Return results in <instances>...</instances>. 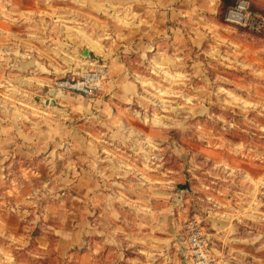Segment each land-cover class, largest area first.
<instances>
[{
  "label": "rangeland",
  "instance_id": "374dc122",
  "mask_svg": "<svg viewBox=\"0 0 264 264\" xmlns=\"http://www.w3.org/2000/svg\"><path fill=\"white\" fill-rule=\"evenodd\" d=\"M239 1L222 17L213 0H142L125 25L108 14L125 1L0 0V264L74 261L59 236L74 218L75 247L86 249L88 185L117 163L145 199L146 185L159 189L177 237L189 219L202 222L216 264H264V0ZM150 9L153 46H130L147 39ZM112 57L132 97L108 94ZM102 65V89L81 94L114 102L116 114L56 97L80 93L58 80ZM94 142L104 154L95 162Z\"/></svg>",
  "mask_w": 264,
  "mask_h": 264
},
{
  "label": "crops",
  "instance_id": "0c3cea01",
  "mask_svg": "<svg viewBox=\"0 0 264 264\" xmlns=\"http://www.w3.org/2000/svg\"><path fill=\"white\" fill-rule=\"evenodd\" d=\"M120 1L121 3L125 1V4H121V7L117 10L110 8L108 14L109 16H119L120 22L126 25L128 24V21H126L127 15H132V12L128 14L126 12L132 8V5H137L142 0ZM213 1H215L216 7L213 8L212 12H216L219 9L221 0ZM151 5H154L153 2H151ZM150 10L151 27L145 30L147 39H142V37L133 39L129 42L130 46L133 43L136 47L143 46V43L146 46H153L154 34H159V10ZM132 11L134 14L137 13L135 9ZM154 12L155 19L152 15ZM136 25L135 22L133 26ZM130 30L136 33L138 28L131 27ZM117 63H119L118 59L112 57L110 60L111 80L106 89L112 100L114 97L126 96L129 98L134 95L130 90H123L125 88H121L120 82L116 83L119 76H122V72L125 71V67L123 65L119 67ZM117 67L119 68L114 70ZM112 84L120 87L114 88L111 86ZM56 97L67 99L68 102L73 104L72 109L76 112L80 111V102L86 101L89 109L88 114H93V116L97 115V111L110 109L111 115L116 114L118 111L114 102H112V105L109 103L110 101L104 103L90 102L89 98L87 99L81 93L74 95L56 94ZM96 144V142L93 143V151L90 155L93 162L104 156L101 151L97 150ZM111 155L117 156L118 154L111 153ZM119 168V163L111 164L109 171L107 166H104L102 185L97 178H93V182L91 180L88 185L86 249L83 247L82 250H79L81 245H78V248L75 247L79 241L77 236L80 231L73 230L74 225L79 224L73 218L72 231L64 232L63 230L59 236V245L63 246L62 250L59 249V251L61 250L60 255L65 258L70 257L69 260L75 261H69V264H78L77 261L82 264L85 256L87 264H191L183 235L177 237V226L174 225L168 215L166 202L159 199V189L153 185H146L151 194L145 199L143 195L144 184L126 183L124 181L125 177L119 174ZM89 174L92 175L90 170ZM94 175H97L96 171ZM11 208L15 211L14 206H11ZM79 217L78 215L77 220ZM2 236L9 240H20L18 239L20 235L15 232L9 231V234ZM72 253L74 255H70ZM76 253L77 256H75Z\"/></svg>",
  "mask_w": 264,
  "mask_h": 264
},
{
  "label": "built area",
  "instance_id": "2783aa9c",
  "mask_svg": "<svg viewBox=\"0 0 264 264\" xmlns=\"http://www.w3.org/2000/svg\"><path fill=\"white\" fill-rule=\"evenodd\" d=\"M245 8L242 1H239L237 8ZM234 17L238 14L237 11H230ZM107 65H102L93 74H86L83 81L58 80L56 85L60 91H78L86 95H94L99 92L106 79ZM63 92V91H62ZM183 239L186 243L189 261L191 264H216L215 255L212 247V236L206 231L202 222L197 218L189 219L183 226Z\"/></svg>",
  "mask_w": 264,
  "mask_h": 264
},
{
  "label": "trees",
  "instance_id": "16d2710c",
  "mask_svg": "<svg viewBox=\"0 0 264 264\" xmlns=\"http://www.w3.org/2000/svg\"><path fill=\"white\" fill-rule=\"evenodd\" d=\"M238 3L239 0H221L220 9L223 12L221 16L224 17V14L231 8L236 7Z\"/></svg>",
  "mask_w": 264,
  "mask_h": 264
},
{
  "label": "water",
  "instance_id": "95a60500",
  "mask_svg": "<svg viewBox=\"0 0 264 264\" xmlns=\"http://www.w3.org/2000/svg\"><path fill=\"white\" fill-rule=\"evenodd\" d=\"M82 54H83L84 56H88V55L90 54V51H89L88 49H85V50L82 52Z\"/></svg>",
  "mask_w": 264,
  "mask_h": 264
}]
</instances>
